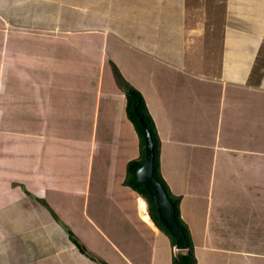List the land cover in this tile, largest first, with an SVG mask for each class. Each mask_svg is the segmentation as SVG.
Returning <instances> with one entry per match:
<instances>
[{
    "label": "crops",
    "instance_id": "crops-1",
    "mask_svg": "<svg viewBox=\"0 0 264 264\" xmlns=\"http://www.w3.org/2000/svg\"><path fill=\"white\" fill-rule=\"evenodd\" d=\"M209 2L0 0V63L15 74L0 107V264H170L169 238L122 184L139 146L109 60L154 120L197 264H264V0L219 13ZM73 72L94 75L99 93L86 133L44 123L58 110L42 89L73 95ZM59 98L71 116L91 103Z\"/></svg>",
    "mask_w": 264,
    "mask_h": 264
},
{
    "label": "trees",
    "instance_id": "trees-1",
    "mask_svg": "<svg viewBox=\"0 0 264 264\" xmlns=\"http://www.w3.org/2000/svg\"><path fill=\"white\" fill-rule=\"evenodd\" d=\"M109 65L117 87L124 93L125 115L132 124L137 134L138 146H139L138 155L136 157L130 158L126 162L125 174L122 180V184L134 190L137 194H139L144 198L147 205V211L151 220L153 221L155 226L159 228L169 238L170 245L171 247H173L175 245L174 237L170 234V232L165 228V226L160 221L149 193L146 191V189L143 187L141 183L136 181V168L143 163L145 156L144 136H143V129L141 124V122H143L148 128L152 139L154 175L160 181L169 199L173 203L175 216L184 231L187 242V248L183 252H177L171 254L170 264H197V259L194 250V243L191 237L190 229L187 223L183 220V218L180 215L179 202L181 195L174 194L170 190L168 184L166 183L165 179L163 178L160 172V139L156 131L154 120L147 108L144 97L136 87H134L128 80L124 78L118 66L112 60H109ZM68 232H69V236L73 239L74 243L77 245L79 250L82 253L89 254L88 250L84 247L82 242H80V240L71 231L68 230Z\"/></svg>",
    "mask_w": 264,
    "mask_h": 264
},
{
    "label": "rangeland",
    "instance_id": "rangeland-1",
    "mask_svg": "<svg viewBox=\"0 0 264 264\" xmlns=\"http://www.w3.org/2000/svg\"><path fill=\"white\" fill-rule=\"evenodd\" d=\"M228 1L232 2L233 0H220L221 3L219 2V0H208V2H209L210 5L213 4V3H215V5H216L217 8L220 5H222V7L220 6V9L217 10L218 13H219L220 10L224 11V9H225L224 4H227ZM216 2H219V3L217 4ZM36 32H37L36 34H38L37 36H39V39L41 40L42 38L45 39L43 36H45V33H48L49 31L48 30H42L41 29V30H38ZM2 36H3V34L0 33V55H3L4 54V45H5V42H4V39H3L4 37L2 38ZM40 44H41V41H40ZM40 44H38V45H34V44L29 45L28 44V47H30V49H36V50L43 49V50H45L46 49V43L44 42L43 47L40 46ZM67 51L69 52V50H67ZM259 53H260V55H259L260 64H258V68H263L264 69V64H263V62H264V44L260 48V52ZM5 63H6V61H5ZM93 67H94V65H93ZM258 68L256 69V72H257ZM4 71H5V76L3 75L4 74ZM12 71L13 70L11 69V67L7 66V64H4V60L2 59V61L0 63V99H1L0 104L3 102L2 99L4 97H6V96L8 97V95H9L8 92L9 91L14 92L13 89H10L9 90V88L12 86L11 80L15 78V74H13ZM256 72L253 73L254 75L252 77L258 78V75L257 76L255 75ZM54 75H56V78L55 79H57V77L60 74L56 71V73ZM69 75L71 77H74L73 79H75L73 81L74 82V85H75L74 86V93H72L73 95L67 93L68 92L67 90H65V92L64 91H60V90L57 92L56 89H55V86L53 88H46V89L43 88L42 89L41 94L44 95L43 92H45L46 94L44 96H47L49 99H55L54 102H53V107L58 110V114L55 116V118H53V116H52L50 122L48 121V122H44V123H45V126H46V124L52 123L54 125L53 128L58 129V130L63 129V132L64 131H66V132L68 131L67 134H71V131H75V130H77V132H78V130L85 132V131H87L86 129L89 127V124H92L93 123V121H91V118L93 117V115L90 116V113H91L92 109L94 108V105H95L94 104V101H95V99L97 97L99 98V93L96 92V86H95L96 80H95V76L94 75H84L81 72L80 73L79 72H77V73L76 72H73V73H71ZM87 77H89V78L87 79V81H85V79ZM81 79L84 80L85 82H82ZM50 82H52V81H50ZM53 82H54V85H55L56 82L58 83L57 80L56 81H53ZM59 83H61V82H59ZM66 85L69 88L71 87V84L69 85V84L66 83ZM84 87H85V92L86 93L85 92L84 93L81 92V94H77ZM26 92H25L26 93L25 94L26 97H24V98L28 100L26 102H29V99L30 98H27V96L30 93L28 91H26ZM67 94L69 96H72L73 99L84 98L86 101L87 100H90L91 103L90 104H86V106L83 107L81 113L78 112V113H76L75 116L72 115L73 116L72 117L71 114L68 112V110L71 107H69V109L67 110V107L66 106H64L62 103H58L57 102V100H63V98L57 99L58 97L64 96V97L67 98ZM104 97H105V95H101V98H104ZM103 100H105V99H103ZM103 100H101V102H100V106H99L100 112H101V109L104 106L103 105V102H104ZM2 106L3 105L1 104L0 107H2ZM49 114L52 115V113L50 111H49ZM75 119H83L84 121L83 120H75ZM107 119H108V115H107L106 120ZM110 121L109 122H106V123H108L107 125H109V126L112 124V122H110ZM31 123L33 124V121H31ZM96 123L99 124V126H100V124H101V117H99L97 120H95V124ZM6 124L1 119L0 120V129L1 128H5L6 127ZM103 128L105 129V131L108 130V126H104ZM99 131H100V129H99ZM82 135L84 136V138L86 137V135L84 133H82ZM80 138H81V136H80ZM74 139H75V141H77L78 138H74ZM108 142H109V140H108ZM104 143H105V138H104ZM144 208H145V205H144ZM10 210L13 212L16 209L11 208ZM13 213H14V215H16L18 217V215L15 212H13ZM87 249H90L89 246L87 247ZM143 249H144V252H145L144 255H146V251H147L146 247H144ZM184 250H176L174 246L172 247V253L183 252ZM148 252H149V250L147 251V253ZM238 256H246V255L238 254ZM145 257H148V255L145 256ZM117 259L119 261H121V262L124 263V259H120L119 256L117 257Z\"/></svg>",
    "mask_w": 264,
    "mask_h": 264
},
{
    "label": "water",
    "instance_id": "water-1",
    "mask_svg": "<svg viewBox=\"0 0 264 264\" xmlns=\"http://www.w3.org/2000/svg\"><path fill=\"white\" fill-rule=\"evenodd\" d=\"M144 136V160L136 168V181L141 183L149 193L152 203L162 224L175 239V249L184 250L187 248V242L184 231L177 221L172 201L169 199L162 184L153 172V144L150 132L146 125L141 122ZM100 264H108L106 261L98 258Z\"/></svg>",
    "mask_w": 264,
    "mask_h": 264
}]
</instances>
